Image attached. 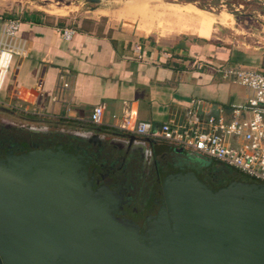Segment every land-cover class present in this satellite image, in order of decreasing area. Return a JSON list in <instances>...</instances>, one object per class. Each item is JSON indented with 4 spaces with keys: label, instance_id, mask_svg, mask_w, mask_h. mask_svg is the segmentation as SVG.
<instances>
[{
    "label": "crops",
    "instance_id": "crops-1",
    "mask_svg": "<svg viewBox=\"0 0 264 264\" xmlns=\"http://www.w3.org/2000/svg\"><path fill=\"white\" fill-rule=\"evenodd\" d=\"M164 8L168 15L161 19L148 0H126L118 15L133 19L119 24V30L109 25L100 30L82 28L74 30L70 39L60 34L68 27L53 19L33 12L23 14L12 40L23 53L13 55L15 70L10 77L5 75L0 101L15 105L12 112L19 113L15 122L23 120L19 124L30 118L43 130L59 133H78L83 125L100 137L106 132L121 133L114 128L117 121L112 115L119 116L122 101L129 103L132 117L154 127L183 122L191 99L199 101V116L228 120L229 105L241 102L246 89L222 77L218 69L242 64L264 72V43L241 49L234 37L221 41L211 26L215 20L191 3L165 4ZM6 17L0 13V31ZM154 18L161 21L154 23ZM133 20H137L134 29L129 26ZM95 105L103 107L97 125L88 121ZM162 146L153 145L155 157ZM176 148L172 145L164 150L166 156L173 154L171 150L193 152ZM192 163L201 172L221 166L213 159L203 166Z\"/></svg>",
    "mask_w": 264,
    "mask_h": 264
},
{
    "label": "water",
    "instance_id": "water-1",
    "mask_svg": "<svg viewBox=\"0 0 264 264\" xmlns=\"http://www.w3.org/2000/svg\"><path fill=\"white\" fill-rule=\"evenodd\" d=\"M81 160L62 145L0 159V264H264L263 183L209 187L176 169L139 233Z\"/></svg>",
    "mask_w": 264,
    "mask_h": 264
},
{
    "label": "flooded vegetation",
    "instance_id": "flooded-vegetation-1",
    "mask_svg": "<svg viewBox=\"0 0 264 264\" xmlns=\"http://www.w3.org/2000/svg\"><path fill=\"white\" fill-rule=\"evenodd\" d=\"M12 111L13 108L0 104V159L18 160L28 151L46 148L54 151L61 145L66 151L81 154L80 164L94 188L104 185L117 194L112 214L132 221L139 228V233L163 205L160 185L166 175L176 169H192L203 182L210 184L209 180L216 182L224 170L218 165L206 167L201 172L184 158L185 153H177L176 150H171L173 154L166 156L168 152L164 150L172 145L164 141L144 139L123 131L120 132L125 135L106 132L100 137L96 133L90 134L83 125L78 127V133L68 129L60 133L45 131L34 124V119H27L28 123L15 122L17 115ZM9 117L13 119L8 120ZM153 145H164L158 157L152 153Z\"/></svg>",
    "mask_w": 264,
    "mask_h": 264
},
{
    "label": "built area",
    "instance_id": "built-area-1",
    "mask_svg": "<svg viewBox=\"0 0 264 264\" xmlns=\"http://www.w3.org/2000/svg\"><path fill=\"white\" fill-rule=\"evenodd\" d=\"M19 23L17 17L6 18L0 31V90L13 55L23 53V48L15 47L12 42ZM74 32L73 28H63L60 34L70 39ZM218 71L246 89L241 102L229 105L228 120L218 115L199 116V101L191 99L183 122H163L154 127L149 121L132 117L129 103L122 101L119 116L112 115L117 121L114 128L199 153L238 171L250 181L264 184V72L242 64L223 66ZM62 86L66 87L67 83L62 82ZM0 104L16 108L11 103L0 101ZM102 111L101 105H95L88 121L100 124Z\"/></svg>",
    "mask_w": 264,
    "mask_h": 264
},
{
    "label": "rangeland",
    "instance_id": "rangeland-1",
    "mask_svg": "<svg viewBox=\"0 0 264 264\" xmlns=\"http://www.w3.org/2000/svg\"><path fill=\"white\" fill-rule=\"evenodd\" d=\"M125 1L100 0L93 3L85 0H0V13L4 17L7 16L6 18L17 17L22 20L23 14L33 12L45 18L53 19V21L62 24L64 27L73 28L74 30L94 27L100 30L105 28L106 25L116 27L119 30V24L121 25L123 21L133 19L118 15L119 11H123ZM148 3L160 13L161 19L168 15V10L164 8L165 4L181 5L191 3L200 8L206 16L215 20L211 23V26L216 29V34H218L221 41L231 40L234 37V44L241 49L244 46L251 49L259 41L264 43V0H148ZM222 16H226L230 21L223 22ZM158 20L161 21L154 18L153 22L159 23ZM136 23L137 20L130 22V28L134 29ZM155 27L159 30V26ZM155 31L159 33L156 29ZM15 63L16 57L14 56L7 69L6 77H10L12 71L15 70ZM257 69L259 68L257 67ZM1 91L0 99L2 98ZM18 114H16V117H18ZM11 119L13 118L9 117L8 120ZM20 121L23 120L17 118V123ZM176 152L181 153L182 151ZM184 158L201 166L211 161L210 158L196 152L184 154ZM232 178H234L232 173L223 172L218 175L216 181H226Z\"/></svg>",
    "mask_w": 264,
    "mask_h": 264
},
{
    "label": "trees",
    "instance_id": "trees-1",
    "mask_svg": "<svg viewBox=\"0 0 264 264\" xmlns=\"http://www.w3.org/2000/svg\"><path fill=\"white\" fill-rule=\"evenodd\" d=\"M222 167H223V172H226V173H232L233 175H234V178H232V179H230V180H227V182L228 181H234V180H243V181H245L244 179H241V176L240 175H238V174H236L231 168H229V167H226V166H223V165H221ZM218 167V166H217ZM235 176H236V178H235ZM209 179V178H208ZM209 182H210V184H208L207 182H203V183H205L207 186H209V187H217V186H220V185H223V184H226L227 182L226 181H216V182H214V181H211V180H209Z\"/></svg>",
    "mask_w": 264,
    "mask_h": 264
},
{
    "label": "bare ground",
    "instance_id": "bare-ground-1",
    "mask_svg": "<svg viewBox=\"0 0 264 264\" xmlns=\"http://www.w3.org/2000/svg\"><path fill=\"white\" fill-rule=\"evenodd\" d=\"M222 17H223V19H224L225 22H228L226 16H222ZM227 25H228V24H227ZM229 25H230V24H229Z\"/></svg>",
    "mask_w": 264,
    "mask_h": 264
}]
</instances>
